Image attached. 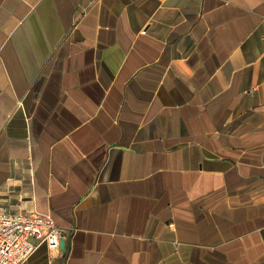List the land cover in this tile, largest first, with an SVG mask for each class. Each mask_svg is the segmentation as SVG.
I'll return each mask as SVG.
<instances>
[{
  "label": "crops",
  "instance_id": "obj_1",
  "mask_svg": "<svg viewBox=\"0 0 264 264\" xmlns=\"http://www.w3.org/2000/svg\"><path fill=\"white\" fill-rule=\"evenodd\" d=\"M0 209L24 264H264V0H0Z\"/></svg>",
  "mask_w": 264,
  "mask_h": 264
},
{
  "label": "built area",
  "instance_id": "obj_2",
  "mask_svg": "<svg viewBox=\"0 0 264 264\" xmlns=\"http://www.w3.org/2000/svg\"><path fill=\"white\" fill-rule=\"evenodd\" d=\"M67 233L50 215L0 209V264H24L42 244L60 249Z\"/></svg>",
  "mask_w": 264,
  "mask_h": 264
},
{
  "label": "water",
  "instance_id": "obj_3",
  "mask_svg": "<svg viewBox=\"0 0 264 264\" xmlns=\"http://www.w3.org/2000/svg\"><path fill=\"white\" fill-rule=\"evenodd\" d=\"M65 247V241L61 242V248L63 249Z\"/></svg>",
  "mask_w": 264,
  "mask_h": 264
}]
</instances>
